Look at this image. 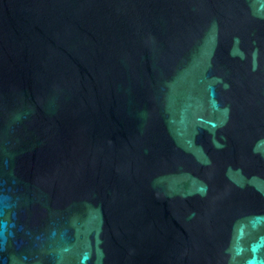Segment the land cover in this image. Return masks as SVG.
I'll use <instances>...</instances> for the list:
<instances>
[{"label":"water","instance_id":"water-1","mask_svg":"<svg viewBox=\"0 0 264 264\" xmlns=\"http://www.w3.org/2000/svg\"><path fill=\"white\" fill-rule=\"evenodd\" d=\"M0 264H264V0H0Z\"/></svg>","mask_w":264,"mask_h":264}]
</instances>
